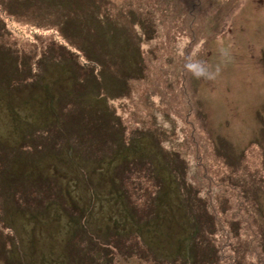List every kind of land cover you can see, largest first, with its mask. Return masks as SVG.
<instances>
[{
	"label": "rangeland",
	"instance_id": "374dc122",
	"mask_svg": "<svg viewBox=\"0 0 264 264\" xmlns=\"http://www.w3.org/2000/svg\"><path fill=\"white\" fill-rule=\"evenodd\" d=\"M0 264H264V0H0Z\"/></svg>",
	"mask_w": 264,
	"mask_h": 264
},
{
	"label": "trees",
	"instance_id": "16d2710c",
	"mask_svg": "<svg viewBox=\"0 0 264 264\" xmlns=\"http://www.w3.org/2000/svg\"><path fill=\"white\" fill-rule=\"evenodd\" d=\"M40 60H42V59H40ZM98 81H101V79L100 80H98ZM13 111H16V109L13 107V109H12ZM162 146V145H161ZM162 148L164 149V147L162 146ZM165 150V153H166V156H165V158L168 160V161H170L171 159H173V161L175 160L174 159V157H173V155L172 154H170V152H168L166 149H164ZM172 161V160H171ZM170 161V162H171ZM135 167H136V165H134ZM176 167V165H174V166H172V168H173V170H175L174 168ZM179 167L177 166V169H178ZM132 169V168H131ZM153 176V175H152ZM153 178H154V176H153ZM155 179V178H154ZM159 180V179H158ZM184 181V180H183ZM118 187H119V189H121V187H120V184L118 185ZM170 188V184L169 185H167L166 186V188L165 189H163V191H172L171 190V188ZM158 191H159V188H158ZM179 202V201H178ZM149 220H147L146 222H145V225H148V222ZM149 226H151V225H149ZM164 231H165V233H167V231L165 230V228H164ZM163 231V232H164ZM151 232H153L154 233V230L152 229H146L145 230V232H144V234H147L148 236H146V238H145V242H143V244H146V240H147V237H148V239L150 238L149 237V234L151 233ZM128 240V239H127Z\"/></svg>",
	"mask_w": 264,
	"mask_h": 264
}]
</instances>
